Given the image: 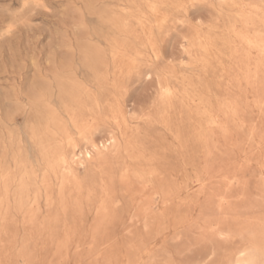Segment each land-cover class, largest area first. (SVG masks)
Listing matches in <instances>:
<instances>
[{"label":"rangeland","instance_id":"rangeland-1","mask_svg":"<svg viewBox=\"0 0 264 264\" xmlns=\"http://www.w3.org/2000/svg\"><path fill=\"white\" fill-rule=\"evenodd\" d=\"M106 69L124 119L102 110L88 139L116 144L83 160L70 130L74 158L53 118L102 98ZM263 177L264 0H0V264L264 253Z\"/></svg>","mask_w":264,"mask_h":264},{"label":"bare ground","instance_id":"bare-ground-1","mask_svg":"<svg viewBox=\"0 0 264 264\" xmlns=\"http://www.w3.org/2000/svg\"><path fill=\"white\" fill-rule=\"evenodd\" d=\"M141 23L142 22L138 24L141 25ZM115 59L118 60L117 61L118 63L114 67V72L117 75V78H122L123 76H126L127 74H129L130 70L132 69V66L129 63V60H127L124 57H118V58L115 57ZM126 64H128V66ZM108 82H109V72H108V69H106L104 74L101 76V78H99V81L97 83L98 87L102 89V92H103L101 96L102 98L94 97L90 93H88V90H83L78 94V98L75 99L76 108L78 110L77 112L69 114L70 116H69L68 123L67 122L64 123L57 117L53 118V122H52L53 125L57 128V130L60 133L66 136L67 145L68 147H71L74 158H76L77 156L76 153L80 149L77 146H75L70 130H74L76 134L79 135L82 139H86V146L80 152V155L83 156L81 157L83 158V160L91 161L93 159L94 154H97L100 156L103 153V151L107 149L108 145L116 144L117 139L114 135H111L107 139L106 142L102 143L101 146H99V144H96L93 139H88V136L92 133L94 127L96 126L97 118L100 115H102V110L107 112V114H109L111 118H113V120L116 122H121L124 119V113H123L122 106L120 104L119 99L116 96H109L103 91L104 88L107 87ZM162 96L165 99V101H171L174 97V94L170 88H164L162 91ZM166 104L167 103H165V105ZM52 164H53V167H60V166L68 167V163L66 159L64 158L63 154L60 153V151L58 150H55V153L53 154ZM69 170L70 172H73V169L70 167H69ZM232 260L233 261L230 264H264V253H262L259 249H256V248L242 247L236 252L235 258Z\"/></svg>","mask_w":264,"mask_h":264}]
</instances>
